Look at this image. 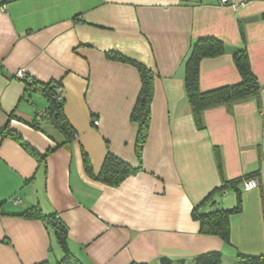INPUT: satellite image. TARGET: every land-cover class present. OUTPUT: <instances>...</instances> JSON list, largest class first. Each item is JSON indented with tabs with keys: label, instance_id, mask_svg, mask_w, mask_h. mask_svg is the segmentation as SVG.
I'll return each instance as SVG.
<instances>
[{
	"label": "crops",
	"instance_id": "0c3cea01",
	"mask_svg": "<svg viewBox=\"0 0 264 264\" xmlns=\"http://www.w3.org/2000/svg\"><path fill=\"white\" fill-rule=\"evenodd\" d=\"M263 14L264 0H0V129L29 146L0 133V264L53 263L54 233L18 216L32 206L59 215L82 264H193L212 251L236 264L238 253L264 254ZM205 37L222 40L227 51L201 61V90L238 83L233 54L246 48L262 107L249 98L209 108L199 128L184 77L192 44ZM112 52L155 73L142 167L118 186L92 178L83 162L86 153L98 174L111 152L139 167L130 117L141 76ZM19 70L63 86L75 137L45 161L40 156L64 136L46 114L47 99L27 90ZM248 175L260 185H240L243 210L230 217V244L203 234L194 207L224 181ZM236 203L227 189L201 210Z\"/></svg>",
	"mask_w": 264,
	"mask_h": 264
},
{
	"label": "trees",
	"instance_id": "16d2710c",
	"mask_svg": "<svg viewBox=\"0 0 264 264\" xmlns=\"http://www.w3.org/2000/svg\"><path fill=\"white\" fill-rule=\"evenodd\" d=\"M264 18V14L262 15ZM244 36V32L242 33ZM227 51L226 44L215 37H205L196 40L192 46L188 58L185 62V91L192 108V112L199 128L204 127V111L219 105H232L234 102L254 98L259 106L262 107V86L258 77L253 72L246 48H239L234 51L233 58L237 66L241 80L232 85H226L208 92L200 88V65L205 58H213L224 54ZM113 59L129 62L137 67L141 76V90L138 99L131 113V122L137 126L136 137V156L139 160V167L135 168L113 153L109 152L104 160L103 166L98 174L93 170L92 164L86 153H83L84 167L88 175L92 178L110 185L118 186L127 177L137 173L142 167L143 151L149 136V130L152 117V102L154 96L155 73L146 65L136 60L129 59L122 54L112 52L109 54ZM22 81L26 84L27 90L39 91L48 101L49 107L46 111L47 116L54 126L64 136V141L55 148H50L43 156L41 161H45L50 153L58 148L69 144L75 137L74 129L69 123L64 112V99L61 96L58 99L56 88L62 85L60 81H50L42 83L26 75ZM31 78V79H30ZM31 80V81H30ZM14 114L12 113L10 117ZM3 136H10L21 142L20 135L5 127L0 129ZM25 147H29L23 142ZM256 177L248 175L235 180L224 181L223 185L214 190L199 205L195 206L192 216L200 222L201 232L203 234L219 236L226 244H230V217L234 214L241 213L242 191L240 185L250 178ZM232 189L236 192L237 203L230 209H212L201 210L212 198L214 193ZM4 202L0 201V210ZM18 216L24 218L39 219L45 223L47 228L52 231L56 241L62 251V258L58 264H82L81 261L71 252L69 247V230L67 225L60 219L57 213L45 214L37 206H32L25 211L18 213ZM53 252V251H52ZM163 264H173L169 259H163ZM36 264H53L50 260H45ZM145 264V263H132ZM193 264H223V254L220 251H212L198 256ZM236 264H264V254L262 255H245L238 253Z\"/></svg>",
	"mask_w": 264,
	"mask_h": 264
},
{
	"label": "built area",
	"instance_id": "2783aa9c",
	"mask_svg": "<svg viewBox=\"0 0 264 264\" xmlns=\"http://www.w3.org/2000/svg\"><path fill=\"white\" fill-rule=\"evenodd\" d=\"M219 1L221 4H228L230 2V0H219ZM16 76L21 78V79L27 77L23 70H19ZM56 91H57L56 96L58 97V99H60L61 96L63 97V86L62 85H58L56 88ZM94 123L98 124V121L94 120ZM259 185H260V182L257 178H250L244 182V190L248 191V190L257 188Z\"/></svg>",
	"mask_w": 264,
	"mask_h": 264
},
{
	"label": "rangeland",
	"instance_id": "374dc122",
	"mask_svg": "<svg viewBox=\"0 0 264 264\" xmlns=\"http://www.w3.org/2000/svg\"><path fill=\"white\" fill-rule=\"evenodd\" d=\"M54 247L55 249H54L52 261H53V264H58V260L62 258V251L57 242L55 243ZM226 264H228L227 261H226Z\"/></svg>",
	"mask_w": 264,
	"mask_h": 264
}]
</instances>
